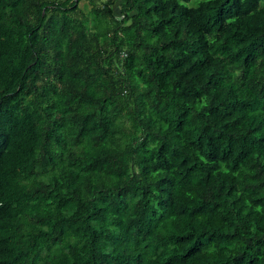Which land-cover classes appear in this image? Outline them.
<instances>
[{"label":"trees","instance_id":"16d2710c","mask_svg":"<svg viewBox=\"0 0 264 264\" xmlns=\"http://www.w3.org/2000/svg\"><path fill=\"white\" fill-rule=\"evenodd\" d=\"M0 264H264V0H0Z\"/></svg>","mask_w":264,"mask_h":264},{"label":"rangeland","instance_id":"374dc122","mask_svg":"<svg viewBox=\"0 0 264 264\" xmlns=\"http://www.w3.org/2000/svg\"><path fill=\"white\" fill-rule=\"evenodd\" d=\"M78 8H79L80 10H82V11H86V10H87V7H86V5H85L84 3H79V4H78Z\"/></svg>","mask_w":264,"mask_h":264}]
</instances>
